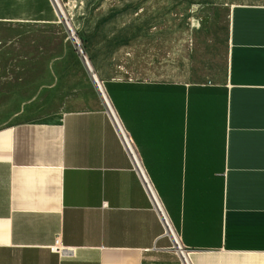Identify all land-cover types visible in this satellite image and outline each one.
Listing matches in <instances>:
<instances>
[{"label": "crops", "instance_id": "1", "mask_svg": "<svg viewBox=\"0 0 264 264\" xmlns=\"http://www.w3.org/2000/svg\"><path fill=\"white\" fill-rule=\"evenodd\" d=\"M55 6L141 7L87 20L89 67L192 264H264V0H0V25ZM9 112L0 264H181L101 100Z\"/></svg>", "mask_w": 264, "mask_h": 264}, {"label": "rangeland", "instance_id": "2", "mask_svg": "<svg viewBox=\"0 0 264 264\" xmlns=\"http://www.w3.org/2000/svg\"><path fill=\"white\" fill-rule=\"evenodd\" d=\"M62 8L85 55L89 18L105 14L115 17L108 19L116 20L119 15H134L141 9L134 6ZM58 18V23L49 27L26 29V25H0V123L9 111L26 103L34 109L37 118L47 119L67 110L91 108L94 100H101L84 60L70 39V30L59 15Z\"/></svg>", "mask_w": 264, "mask_h": 264}, {"label": "built area", "instance_id": "3", "mask_svg": "<svg viewBox=\"0 0 264 264\" xmlns=\"http://www.w3.org/2000/svg\"><path fill=\"white\" fill-rule=\"evenodd\" d=\"M57 12L59 11L60 6H55ZM59 15V14H58ZM65 21L66 26H68V23L66 21V18L64 16H60ZM69 28V27H67ZM70 39L74 43L75 49L78 51V53L81 55L82 59L84 60L85 64L88 66L87 58L85 53L83 52V49L81 47V43L75 33L70 30ZM96 86L98 87L99 95L101 98V102L104 106L105 112L108 116V119L112 125V128L114 129L119 142L126 153L130 164L131 169L134 172L135 176L137 177L144 194L146 195L150 207L152 211L155 213L160 226L162 228V236H165L170 241V250L175 253V255L179 258V261L181 264H192L191 261V251L185 247L180 239V236L176 229L174 228L165 208L164 205L145 169V167L142 164V161L139 157V155L136 152L134 143L127 133L126 129L124 128L118 114L116 113L115 109L113 108L108 96L106 95V92L104 90L103 84L101 83V86L96 82ZM106 206V204H104ZM57 246V243H56ZM55 250H57V247H54Z\"/></svg>", "mask_w": 264, "mask_h": 264}, {"label": "bare ground", "instance_id": "4", "mask_svg": "<svg viewBox=\"0 0 264 264\" xmlns=\"http://www.w3.org/2000/svg\"><path fill=\"white\" fill-rule=\"evenodd\" d=\"M58 13L60 14V16H64L63 13H62V11H61V9H60V7H59V11H58ZM67 27H69V28H68L69 30L72 29L71 26H70L69 24H68ZM85 67H86L87 71L91 74V80H92V82L95 84V87H96V89H97V92L99 93V91H98V87L96 86V82H98V84H99L100 86H101V82L97 79L96 75L92 72V70L90 69L89 65L87 66V65L85 64ZM99 94H100V93H99Z\"/></svg>", "mask_w": 264, "mask_h": 264}]
</instances>
